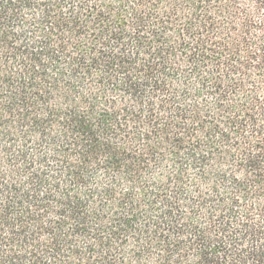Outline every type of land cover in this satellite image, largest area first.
Returning a JSON list of instances; mask_svg holds the SVG:
<instances>
[{
    "label": "trees",
    "instance_id": "1",
    "mask_svg": "<svg viewBox=\"0 0 264 264\" xmlns=\"http://www.w3.org/2000/svg\"><path fill=\"white\" fill-rule=\"evenodd\" d=\"M0 264H264V0H0Z\"/></svg>",
    "mask_w": 264,
    "mask_h": 264
}]
</instances>
